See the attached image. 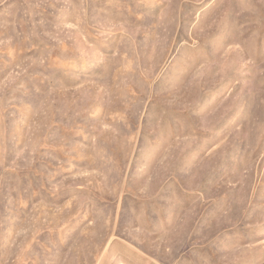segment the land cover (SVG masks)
Returning <instances> with one entry per match:
<instances>
[{"label":"rangeland","instance_id":"1","mask_svg":"<svg viewBox=\"0 0 264 264\" xmlns=\"http://www.w3.org/2000/svg\"><path fill=\"white\" fill-rule=\"evenodd\" d=\"M0 264H264V0H0Z\"/></svg>","mask_w":264,"mask_h":264}]
</instances>
